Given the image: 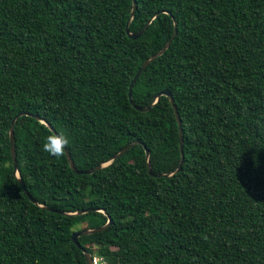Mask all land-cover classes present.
<instances>
[{"label":"trees","instance_id":"trees-1","mask_svg":"<svg viewBox=\"0 0 264 264\" xmlns=\"http://www.w3.org/2000/svg\"><path fill=\"white\" fill-rule=\"evenodd\" d=\"M0 0V264H264V0ZM170 12V13H167ZM169 47L129 84L141 63ZM176 104L184 139L180 161ZM17 169L13 173L9 126ZM38 115L40 119H36ZM43 121V122H42ZM67 138L60 157L43 150ZM134 144L107 162L133 140ZM142 144L150 150L149 175ZM101 208L104 212L94 209ZM83 226L81 227V225Z\"/></svg>","mask_w":264,"mask_h":264},{"label":"water","instance_id":"water-1","mask_svg":"<svg viewBox=\"0 0 264 264\" xmlns=\"http://www.w3.org/2000/svg\"><path fill=\"white\" fill-rule=\"evenodd\" d=\"M135 10H136V0H132V8H131V11H130V17L128 18L127 20V23H126V33L129 37L131 38H137L139 37L143 32L144 30L146 29V26L147 24L150 22L151 18L146 22V24L142 27V29H140L139 31L137 32H131L129 30V24L132 20V17L135 13ZM167 13H170V12H167ZM173 33L171 35V37L169 38V40L165 43V45L156 53L150 55L149 57H147L140 65V67L137 69L134 77L132 78L130 84H129V93H128V98L130 100V102L134 105V107H136L137 109L139 110H142V111H146L148 109V107H145V108H140L138 106H136L134 104V102L132 101V87H133V84L134 82L136 81L137 77L141 74V72L144 70V68L152 61L154 60L156 57H158L159 55H161L170 45L171 41L173 40L176 32H177V22L174 21V25H173ZM161 95H164L166 97H168L169 99V102L173 108V111H174V114L176 116V120H177V124H178V135H179V151H180V161H179V164H178V167L176 168V171L180 170L182 164H183V160H184V151H183V146H184V139H183V132H182V126H181V119H180V116H179V113H178V110H177V107H176V104L174 103V98H173V95L171 93V91L169 89H163L161 91H159L156 95H155V98H154V101L152 102L155 103V101L158 99L159 96ZM22 115H32L31 113H27V112H23V111H20L18 114H16L13 119L11 120V123H10V126H9V139H10V151H11V157H12V160H13V167H14V170H13V173L15 174L18 182L20 183V185L22 186V188L24 189V192L25 194L27 195V197L35 204H38L46 209H49V210H52V211H57L61 214H67V215H70V214H73V215H79V214H82V213H85V212H88L90 209H85V210H80V211H76V212H64V211H60V210H57L53 207H50V206H47V205H44V204H40L28 191V189L26 188L25 186V183L23 182L22 178L20 177V174H19V171L17 169V159H16V150H15V140H14V131H13V125H14V122L15 120L17 119L18 116H22ZM34 117L36 119H40L38 115H34ZM43 122V121H42ZM55 135H59L55 129L52 127V126H48ZM138 143H141L139 139L137 140H133L131 141L130 143H128V145L124 146L122 149H120L113 157H111L107 162H104L102 164H99V165H96L95 167H92V168H89V169H86L84 170L83 172L86 173V174H89V173H92L94 172L95 170L97 169H100L101 167L103 166H106L108 165L112 160L116 159L117 157H119L120 155H122L128 148H130L132 145L134 144H138ZM143 145V148L145 150V157L147 159V172L149 175H155V176H170L172 175L174 172H165V173H156V174H153L152 170H151V166H150V163H149V154H150V150L147 148L146 144H142ZM64 152H65V155L67 157V160H68V163H69V166L71 167L72 171L76 172V173H80L81 171L77 170V168L75 167L74 165V161L68 151V148L65 147L64 148ZM96 211H100V212H104L103 209L101 208H97V209H94ZM112 223V219L110 218V216L107 217V221L104 225L100 226V227H97V228H84V229H80L78 231H74L71 235V240L72 242L77 246V247H80L85 255V259H86V264H91V255H90V252L85 249L84 247H82L78 241V237L81 236V235H87V234H90V233H94V232H98V231H101L103 229H105L108 225H110Z\"/></svg>","mask_w":264,"mask_h":264},{"label":"clouds","instance_id":"clouds-1","mask_svg":"<svg viewBox=\"0 0 264 264\" xmlns=\"http://www.w3.org/2000/svg\"><path fill=\"white\" fill-rule=\"evenodd\" d=\"M67 144L68 140L63 135H49L43 145V150L52 156L60 157L63 155Z\"/></svg>","mask_w":264,"mask_h":264},{"label":"built area","instance_id":"built-area-1","mask_svg":"<svg viewBox=\"0 0 264 264\" xmlns=\"http://www.w3.org/2000/svg\"><path fill=\"white\" fill-rule=\"evenodd\" d=\"M90 255H91V264H108L107 260L98 253L90 252Z\"/></svg>","mask_w":264,"mask_h":264},{"label":"rangeland","instance_id":"rangeland-1","mask_svg":"<svg viewBox=\"0 0 264 264\" xmlns=\"http://www.w3.org/2000/svg\"><path fill=\"white\" fill-rule=\"evenodd\" d=\"M83 226V224L81 225V227Z\"/></svg>","mask_w":264,"mask_h":264}]
</instances>
